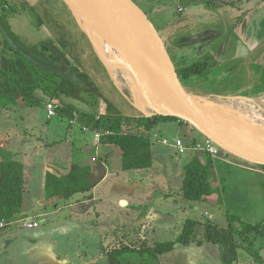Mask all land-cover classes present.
I'll list each match as a JSON object with an SVG mask.
<instances>
[{
	"label": "rangeland",
	"instance_id": "374dc122",
	"mask_svg": "<svg viewBox=\"0 0 264 264\" xmlns=\"http://www.w3.org/2000/svg\"><path fill=\"white\" fill-rule=\"evenodd\" d=\"M158 1L164 2V0ZM219 1L196 0L195 4H207V8L219 13V15H225L229 10L236 15L235 8L239 5L234 0L230 1V7H224ZM7 2L3 6L10 13L9 23L12 30L21 39L31 44L38 43L41 39H46L52 43H57L60 47L62 46L58 41L64 40L66 42L64 51L75 62V67L87 72L111 102L126 115H144L139 109L133 93L129 89L119 87L116 84L111 74L98 58L89 38L79 27L77 20L64 0H7ZM134 2L139 3L138 0H134ZM234 14L232 18L236 17ZM223 18V23L228 24L229 27L232 22L236 21V19L231 20V15L228 17L223 16ZM39 19L42 21L41 24ZM217 21L219 22L220 20ZM155 24L160 28L158 23L155 22ZM199 28L200 26L198 25L195 30ZM194 32L196 31L189 32L188 28L182 29L178 34H174V39L178 42L180 38L189 36ZM160 34L163 36L161 31ZM225 36L226 39L228 38L227 40L215 41V46L217 47L215 50L212 48L213 51H222V55L218 53L215 56L217 60L215 63H220V65L213 68V70L211 69L209 76L199 79L198 82L182 85V88L204 99V101L217 103L226 108L232 107L233 110L240 112L242 115L263 119L264 63L260 65V59L264 58L262 56L264 46L255 51V48L251 49L250 47L252 46H249L252 43L249 42L247 44L248 41L245 39L244 41L240 40L238 33L225 34ZM0 39H4L1 33ZM252 42L254 43V41ZM186 47H183V50ZM190 58H186V60ZM97 59L104 67L99 64ZM221 59L224 60L220 61ZM100 106L102 109L106 108V104L103 101ZM30 111L33 116L27 115ZM33 117L38 118V121L36 120L37 123L32 119ZM45 120L47 121L44 106L42 108H31L25 103L18 107H0V150L4 148L14 151L15 147L26 150L30 154L28 157H30L31 162L36 159L41 161L42 158H46L53 147H45L42 149V153L38 155L34 153L37 145L32 142V139L43 140L42 137L45 138V135H42L45 131L41 132ZM48 123L50 126H59L61 129L59 138H55L64 142L59 144L61 145L58 149L60 156L66 154V152L76 150L75 145L83 147L86 152L91 151L92 147L90 146L93 141V134L90 132H83L79 126L69 127L66 121H60L57 117L49 120ZM26 132H28V135ZM156 133L170 142L175 138H181L185 143H191L193 137H202L203 142L206 139L203 135L193 130L192 126L181 121H173L167 124L163 122L160 124L159 129L156 130ZM20 138L23 140H20ZM47 139L51 140V135H47ZM16 140H19V142L15 143ZM83 153L85 152L83 151ZM222 158H227L231 162L236 163H248L243 158L232 153L224 152ZM167 164L168 166H163L162 169H152L149 176L141 177L143 183L153 184L154 187L149 188V191L156 190L157 193L171 194L168 199L162 198L155 201L156 206L165 210L162 211V216H159L158 221L155 222L157 228V233L154 235L155 240L157 242H165L176 239L182 231L183 223L187 219H194L202 223L209 220L221 225H228L229 221L225 211H221L215 204L210 202H187L182 198L181 188L177 187L175 183L173 186L157 183L154 178L155 172H160L162 175L166 174V176L172 175L173 177H179V173L183 176L185 175L180 162L173 155L168 158ZM122 175L133 176L134 174L127 173ZM123 194H125L124 191ZM194 205H196L197 209L194 208ZM94 213L95 211L89 213L90 215L86 220H81L79 210L71 213L72 215L69 218H72L69 221L61 222L65 223L70 229L66 235L59 231L60 227L57 225L56 220L54 223L49 220L50 218H41V228L46 231L42 234L43 238L41 237L42 239L36 241L28 239L33 234L28 235L29 232L20 229L19 225L5 228L0 233V264H56L57 258L61 256V250L69 252L70 255H81L88 259L100 256L102 249L98 234L102 230L101 227L103 228L109 222L111 213L110 211L108 214L104 212L103 220H105L103 224L97 222ZM205 213L211 214L212 218L209 215H205ZM57 216H53V219ZM119 217V228L123 230L129 220L128 212L120 210ZM135 217H138L137 212L131 215V218L134 219ZM223 220L225 222L222 223ZM138 224L139 222L133 224L131 228L128 226L126 236L131 237L133 234H140L141 226ZM38 231L36 230L35 233ZM120 234L122 235L123 231ZM199 239L203 240V231L200 232ZM220 251V247L212 243L205 242L202 246L197 243L188 246L179 244L173 252L160 256L159 263L222 264ZM246 254L250 255V260L256 259L252 254L243 251L242 248L238 250L239 259H242V262L245 261ZM256 264H264V262H257Z\"/></svg>",
	"mask_w": 264,
	"mask_h": 264
},
{
	"label": "trees",
	"instance_id": "16d2710c",
	"mask_svg": "<svg viewBox=\"0 0 264 264\" xmlns=\"http://www.w3.org/2000/svg\"><path fill=\"white\" fill-rule=\"evenodd\" d=\"M7 3V0H0V33L5 39H0V107H18L26 103L31 108H42L49 102H56L60 106L56 116L60 121H66L72 127L70 121L74 113H78L81 123L102 133L101 143L120 149L123 171L133 173L140 180L141 177L149 176L154 166L151 141L154 128L163 121L185 122L161 115L147 117L124 114L104 95L87 72L75 67V62L64 51V40L58 41L60 47L46 39L35 44L21 39L9 23L10 13L4 8ZM242 20L240 17L233 22L232 27L240 26ZM39 21L41 24L42 21ZM215 61L213 55L205 54L200 60L177 68V76L182 85L198 82L218 67ZM102 101L106 104L105 109L100 106ZM107 132H110L109 135ZM196 143L193 139L192 145ZM83 155H77L67 174H46L45 196L48 199L57 197L69 200L93 189L95 179L90 165L85 163L87 157ZM0 156V221L15 222L23 213L25 166L18 152L2 148ZM90 158L92 162L97 161L92 156ZM213 168L214 159L206 153L193 154L186 160L182 182L185 201L206 203L215 194L216 188L210 178ZM256 168L264 172V166ZM219 203H222V199H219ZM227 220L228 225L222 226L209 220L202 223L187 219L177 238L165 242H157L153 228L145 226L140 234L121 237L103 251L108 264H160V256L171 253L179 244L202 245L206 242L222 249V264L238 263L240 248L250 251L258 260L259 256L251 250L252 237L264 235V220L249 225L229 214ZM201 231L203 240L199 239Z\"/></svg>",
	"mask_w": 264,
	"mask_h": 264
},
{
	"label": "crops",
	"instance_id": "0c3cea01",
	"mask_svg": "<svg viewBox=\"0 0 264 264\" xmlns=\"http://www.w3.org/2000/svg\"><path fill=\"white\" fill-rule=\"evenodd\" d=\"M131 1L144 13L160 39L163 41L164 47L175 69L184 64H190L200 60L205 54L210 53L214 57L218 53L222 55V51H213L212 48L215 50L217 47L215 46V41L226 39L225 34L238 33L240 40L244 41L245 39L248 41L247 44H249V42L252 43V45L249 44V46H252L250 47L251 49L255 48V51L264 46V0H234L235 3L239 5L235 8L237 12L236 15L229 10L225 15L220 14L221 16L219 13L207 8V4H195L196 0H164V2L158 0H138L139 3L134 2V0ZM230 1L231 0H220L219 2L223 4L224 7H230ZM233 14L236 17L232 18ZM230 15L231 20L236 19V21H238L240 17L243 18L242 24L236 28L231 26L233 22L230 27L228 24H224L223 16L228 17ZM216 19L220 21L218 22ZM154 21L160 25V28L157 27ZM198 25L200 28L195 30ZM186 28L189 29V32H196L186 36L187 38H180L177 42V40L174 39V34H178L180 30ZM160 31L163 33V36L160 34ZM252 41H254V43ZM185 46L187 47L183 50ZM262 56L264 57V52ZM190 57L193 59L191 60ZM186 58L190 59L186 60ZM223 60L224 59H221L220 61ZM262 63H264V58L260 59V65ZM217 64L218 66L220 65V63ZM27 115L33 116V113L30 111ZM32 119L37 123L38 118L33 117ZM48 120L51 119L47 117V121ZM47 121H44V126L41 129V132L45 131L42 133V135H45V138L42 137L43 140L32 139V142L37 145L34 152L35 154H41L42 149L45 147H53L50 150L51 153L46 158L41 157V161L36 159L34 162H31L30 157H28L30 155L29 152L17 147L14 149V152H18L21 155L25 166L23 213L20 219L15 222L6 223L0 221V233L9 226L19 225L20 229L29 232L28 235L33 234V236H30L28 239L36 241L42 239V234L46 231L41 228V218H50L49 220L53 222L56 220L57 225L60 227L59 231H62L63 235H66L69 233L70 229L65 223L61 222L69 221V219L72 218H69V216L72 215L71 213H74L75 210H79L81 220H86L90 215L89 213L95 211L94 216L97 222L101 224H103L105 220H103L104 212L108 214L110 211L111 215L109 222L106 223L103 228L101 227L102 230L98 234L102 249L100 256L88 259L81 255L73 256L70 255L69 252L61 250V256L57 258L56 264H105V262L108 264L103 249L113 246V243L119 240L122 235L126 236L127 227L129 226L131 228V226L137 224V222H139L141 230L143 227L149 226L157 233L155 222L158 221V217L162 216V211L165 210L156 206L155 201L161 200L162 198L168 199L171 194L157 193L156 190L149 191V188L154 187L153 184L149 185L143 183V180L135 177V175H122L128 172L122 169L120 149L114 145L103 144L101 141L97 144L93 134L94 131L89 127V130L84 131L83 127L85 124L81 123L79 119L77 124H70L72 126H79L83 132H90L93 134V141L90 146H93V148L90 152H86L83 147L75 145L77 148H75L76 150L66 152V154L60 156L58 154V149L61 146L59 144H62L63 141H58L55 138H59L61 129L59 126H50ZM163 122L167 124L173 121ZM160 124L154 128L151 138L154 160L153 169L159 170L162 169L163 166H168L167 161L171 155L180 162V166L183 168L186 160L191 155L202 153L194 149L196 144L203 142L202 137H193V139L198 142L194 145H192V142L185 143L181 138H175L170 142L166 138H161L156 133ZM26 134L28 135V132H26ZM47 135H51L52 139H47ZM165 139L168 140V144L163 143ZM176 139H181L187 148L184 152L181 153L175 147L173 142ZM20 140L23 139L20 138ZM17 142H19V140L15 141V143ZM83 151L85 153H83ZM223 154L222 152L221 155ZM77 155L87 157L85 158V163L90 165L89 167L91 168L96 183L95 186L90 192L77 194L69 200L57 197L48 199L45 196L46 174L53 173L57 176L67 174L74 160L77 159ZM91 156L96 158L97 161L92 162ZM256 166L258 165L231 162L227 158H222V156L214 159V168L210 171V178L216 188V192L208 198L207 202L215 204L221 211H225V215L229 214L239 217L241 221L246 224L255 225L261 223L264 220V172L258 170ZM154 178L159 184L163 183L164 185L173 186L175 183L177 187L181 188L182 192L184 176L181 173H179V177H173L172 175L166 176V174L162 175L160 172H155ZM123 191L125 194H123ZM155 194H157V196H155ZM219 199H222V203H219ZM194 206V208L197 209L196 205ZM120 210L127 211L129 215V220L123 230L119 228ZM134 212H137L138 217L133 219L131 215ZM55 215L58 216L53 219ZM205 215H209L212 218L211 214L205 213ZM223 222H225V220H223L222 223ZM34 223L37 224V227H29L30 224ZM222 226L227 225L223 224ZM36 230L39 231L35 233ZM121 231H123L122 235L120 234ZM252 238L253 244L251 250L259 256V259L253 258V260H250V255L246 254L247 257L245 261L242 262V259H239V262L236 264H256L257 262H264V235L253 236ZM246 246L248 247V244H246ZM220 250L222 256L223 251L221 248ZM243 251L250 253V251L245 249H243Z\"/></svg>",
	"mask_w": 264,
	"mask_h": 264
},
{
	"label": "water",
	"instance_id": "95a60500",
	"mask_svg": "<svg viewBox=\"0 0 264 264\" xmlns=\"http://www.w3.org/2000/svg\"><path fill=\"white\" fill-rule=\"evenodd\" d=\"M64 1L90 42L91 36L97 35L95 32L102 36L110 32L107 34L109 39H104L105 43L116 48V53L124 58L121 60L136 68L143 76L150 87L147 98L152 105L166 109L165 112L149 114L138 106L145 116L178 118L211 140L223 152L239 156L250 164L264 166V142L218 119L207 107L201 106L196 95L182 88L163 41L144 13L131 0ZM93 6L99 9L105 20L101 22L93 15L90 20V16L85 15V8H94ZM82 15L90 22V26L84 23ZM100 61L102 62L101 59Z\"/></svg>",
	"mask_w": 264,
	"mask_h": 264
},
{
	"label": "bare ground",
	"instance_id": "6f19581e",
	"mask_svg": "<svg viewBox=\"0 0 264 264\" xmlns=\"http://www.w3.org/2000/svg\"><path fill=\"white\" fill-rule=\"evenodd\" d=\"M84 11L85 15L87 14L90 16V20L92 15L101 22L105 20V18L101 15V12H99V9L96 7L85 8ZM83 19L84 23L90 26V22L84 16ZM95 33L97 35L91 36V42L97 56L102 60L116 84L119 87L129 89L136 98L138 106L146 113L152 114L158 111L165 112V107L154 106L147 98L148 89H150V87L139 71L130 64L121 60V58H124L116 53V51H118L116 48H114L111 44L109 46V44L105 43V40L109 39L107 34H110V32L106 33V36H102L97 32ZM198 100L203 108L207 107V109H209L210 112L212 111L211 113L218 119L220 118L225 121L226 124L236 128L240 132L245 133L258 141L264 142V118L262 119L259 117L256 118L255 116L249 117L247 115H242L240 112L233 110L232 107L226 108L217 103H211L206 100L204 101V99L199 97ZM154 104L159 105L156 104V102H154ZM256 116L258 115L256 114Z\"/></svg>",
	"mask_w": 264,
	"mask_h": 264
},
{
	"label": "built area",
	"instance_id": "2783aa9c",
	"mask_svg": "<svg viewBox=\"0 0 264 264\" xmlns=\"http://www.w3.org/2000/svg\"><path fill=\"white\" fill-rule=\"evenodd\" d=\"M59 109H60V106L56 102L47 103L46 107H45V110H46V113H47V117L49 119H52V118L56 117L58 115ZM78 118H79L78 113H74V118L70 121V123L72 125L77 124ZM97 119H99V117H97ZM83 130L87 131L89 129H88L87 126H84ZM109 133L110 132H107V135H109ZM93 134H94V138H95L97 144H99V142L102 139V133L100 131H94ZM163 143L164 144H168V140H166V139L163 140ZM173 143H174L175 147L181 153L184 152L187 149L185 147V145L183 144L181 139H176V140H174ZM194 149L196 151H198V152H202V153H206V154L210 155L213 159H216V158L222 156L221 153L223 152L219 147H217L211 140H209L207 138L204 139V142L196 144ZM29 227H37V224H35V223L34 224H30Z\"/></svg>",
	"mask_w": 264,
	"mask_h": 264
},
{
	"label": "clouds",
	"instance_id": "9594fccd",
	"mask_svg": "<svg viewBox=\"0 0 264 264\" xmlns=\"http://www.w3.org/2000/svg\"><path fill=\"white\" fill-rule=\"evenodd\" d=\"M224 153V152H223Z\"/></svg>",
	"mask_w": 264,
	"mask_h": 264
}]
</instances>
